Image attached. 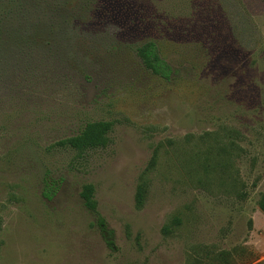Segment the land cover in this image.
Here are the masks:
<instances>
[{"label": "rangeland", "instance_id": "1", "mask_svg": "<svg viewBox=\"0 0 264 264\" xmlns=\"http://www.w3.org/2000/svg\"><path fill=\"white\" fill-rule=\"evenodd\" d=\"M263 193L264 0H0V264H264Z\"/></svg>", "mask_w": 264, "mask_h": 264}, {"label": "trees", "instance_id": "2", "mask_svg": "<svg viewBox=\"0 0 264 264\" xmlns=\"http://www.w3.org/2000/svg\"><path fill=\"white\" fill-rule=\"evenodd\" d=\"M138 56L141 58L145 67L151 70L155 75L170 81L174 75L173 68L161 57L158 46L154 41H148L137 49ZM112 130V123L106 121H99L87 124V126L76 136H73L63 142L64 145L76 151H84L89 149H96L105 147L108 143V135ZM49 181L46 182V192L44 195L46 198L51 199L48 191ZM144 194L140 191L138 196V202L141 203ZM82 198L85 206L90 210L96 219V225L102 232V236L106 245L114 250L116 247L114 239V231L109 228L106 220L100 214L95 200V190L92 185L84 187L82 192ZM260 209L264 212V193L260 201ZM167 230V229H165Z\"/></svg>", "mask_w": 264, "mask_h": 264}]
</instances>
